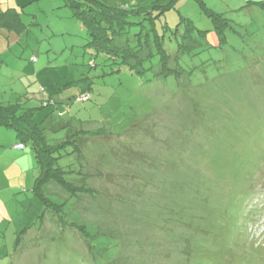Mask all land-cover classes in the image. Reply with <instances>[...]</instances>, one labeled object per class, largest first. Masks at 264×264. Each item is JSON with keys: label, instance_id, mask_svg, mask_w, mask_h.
<instances>
[{"label": "rangeland", "instance_id": "obj_1", "mask_svg": "<svg viewBox=\"0 0 264 264\" xmlns=\"http://www.w3.org/2000/svg\"><path fill=\"white\" fill-rule=\"evenodd\" d=\"M98 1L129 9L152 2ZM261 3L175 0L156 11L169 71L162 47L140 68L96 52L65 0H0L26 24L0 30V105L30 106L50 143L74 131L80 162L68 154L60 165L81 167L90 189L75 197L46 186L65 203V227L32 192L36 157L0 127V264H264ZM208 11L231 23L225 43ZM190 21L205 33L188 31ZM103 128L108 139L81 138Z\"/></svg>", "mask_w": 264, "mask_h": 264}, {"label": "trees", "instance_id": "obj_2", "mask_svg": "<svg viewBox=\"0 0 264 264\" xmlns=\"http://www.w3.org/2000/svg\"><path fill=\"white\" fill-rule=\"evenodd\" d=\"M66 4L70 7L73 17L80 21L87 30L88 37H90L89 45L94 48L96 52L106 53L112 58L120 59L123 63L128 64L132 68H140L146 64V61H151L154 57L153 47L155 51L161 48V34L156 18L165 13L167 9L174 6L175 0H152L148 7L137 6L136 8H114L98 0H65ZM262 5L264 6V0ZM21 4V8H24ZM157 11V16H155ZM144 14L145 20H150L149 24H144L142 21H131V16L138 15L141 17ZM210 18L213 21L214 29L219 34L221 42L225 43L224 35L227 30L233 27L229 22H219L221 16L217 13L208 11ZM137 17V18H139ZM133 26H142L146 31V38L138 36L137 34L130 36L127 34ZM6 28L8 30L23 31L26 24L21 18V13L18 11L17 6L7 7L2 9L0 6V30ZM170 27L167 23L162 25V30L165 32ZM187 30L192 33L204 34L205 31L198 29L192 22H187ZM222 36V37H221ZM160 50L164 52L166 60L163 63V70L172 71L169 69V55L165 53L164 48ZM117 63V61H114ZM90 96L89 91L79 96L81 100H86ZM35 111L30 109V106L22 105L19 102L9 103L7 105H0V127L12 129L19 139V145L22 149L29 147L35 154L37 159L36 175L34 177V184L32 187L33 194L50 209L55 216L64 223V226L69 225L66 223L68 220L67 212H62L63 203L53 201L46 193V186L50 182H55L68 191L70 196H77L78 193L87 191L89 188L85 184V175L82 173L81 167L74 168L67 171L60 165V159L65 155H72L78 162L81 156L80 146L76 140L75 134L72 133L67 136L68 139L58 143H50L44 134L45 127L40 126L36 122ZM70 127V126H69ZM70 129V128H69ZM77 135V133H76ZM111 135L109 129H99L96 132L81 136V138H91L94 136L97 139H108ZM69 145H73L74 149L70 150ZM18 146V147H20ZM68 149V150H67ZM79 155V156H78ZM72 172L79 175L82 182L78 183L69 180L66 175ZM90 190V189H89ZM46 214V210L42 214L41 222ZM69 222V221H68ZM74 222V221H72ZM70 222V223H72ZM42 224V223H41ZM82 235H88V226L80 222L74 224ZM66 227V226H65Z\"/></svg>", "mask_w": 264, "mask_h": 264}, {"label": "crops", "instance_id": "obj_3", "mask_svg": "<svg viewBox=\"0 0 264 264\" xmlns=\"http://www.w3.org/2000/svg\"><path fill=\"white\" fill-rule=\"evenodd\" d=\"M66 126H68V123L66 124ZM61 127H63V126H61ZM60 128V127H59ZM4 134H7L8 132H3ZM15 133V132H14ZM17 137V136H16ZM20 141L18 140V143L15 145L16 146V148L18 147V145L20 144L19 143ZM26 148H28V147H26ZM26 148H24V149H22L21 147H18V149L19 150H25ZM30 149V148H29ZM31 150V149H30ZM31 152L34 154V152L31 150ZM22 152H17V157H18V159L19 158H24V156L26 155V154H21ZM34 156H35V154H34ZM30 161L33 163V155L32 154H30ZM36 166H37V163H36Z\"/></svg>", "mask_w": 264, "mask_h": 264}, {"label": "built area", "instance_id": "obj_4", "mask_svg": "<svg viewBox=\"0 0 264 264\" xmlns=\"http://www.w3.org/2000/svg\"><path fill=\"white\" fill-rule=\"evenodd\" d=\"M20 146V145H19ZM21 147V146H20Z\"/></svg>", "mask_w": 264, "mask_h": 264}, {"label": "clouds", "instance_id": "obj_5", "mask_svg": "<svg viewBox=\"0 0 264 264\" xmlns=\"http://www.w3.org/2000/svg\"><path fill=\"white\" fill-rule=\"evenodd\" d=\"M19 146V145H18Z\"/></svg>", "mask_w": 264, "mask_h": 264}]
</instances>
